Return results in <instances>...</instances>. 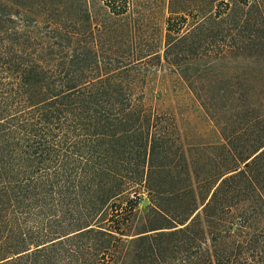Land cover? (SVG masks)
<instances>
[{"label":"trees","instance_id":"1","mask_svg":"<svg viewBox=\"0 0 264 264\" xmlns=\"http://www.w3.org/2000/svg\"><path fill=\"white\" fill-rule=\"evenodd\" d=\"M25 1L0 0V264H264V0H168L128 54L99 50L87 0ZM148 60L224 144L189 156Z\"/></svg>","mask_w":264,"mask_h":264},{"label":"rangeland","instance_id":"2","mask_svg":"<svg viewBox=\"0 0 264 264\" xmlns=\"http://www.w3.org/2000/svg\"><path fill=\"white\" fill-rule=\"evenodd\" d=\"M25 2L28 6L38 7L32 0ZM87 2V9L93 17L91 29L94 31V40L99 50L111 52L121 51L128 54L134 48H153L154 45L150 43L154 41L158 29L162 31L169 15L168 0H137L134 6H130V12L120 18L111 14L105 0ZM133 20L146 26L145 31L137 35L139 40L136 39V42L127 34L129 23ZM110 25L111 39L103 35L104 29ZM143 33L147 37H142ZM146 66L151 72L147 78L146 103L164 117L166 122L175 126L189 156L198 154L196 152L203 146L224 144L216 124L207 116L181 76L171 71L164 61L160 65L157 60H148ZM146 204L143 202L141 208Z\"/></svg>","mask_w":264,"mask_h":264}]
</instances>
